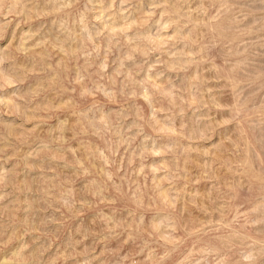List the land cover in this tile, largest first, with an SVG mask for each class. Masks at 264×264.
<instances>
[{
    "label": "rangeland",
    "instance_id": "374dc122",
    "mask_svg": "<svg viewBox=\"0 0 264 264\" xmlns=\"http://www.w3.org/2000/svg\"><path fill=\"white\" fill-rule=\"evenodd\" d=\"M0 264H264V0H0Z\"/></svg>",
    "mask_w": 264,
    "mask_h": 264
},
{
    "label": "clouds",
    "instance_id": "9594fccd",
    "mask_svg": "<svg viewBox=\"0 0 264 264\" xmlns=\"http://www.w3.org/2000/svg\"><path fill=\"white\" fill-rule=\"evenodd\" d=\"M169 131H171V132H173V133L176 132L175 128L169 129ZM165 151H170V149H165ZM154 154H155V155H160L161 153H160L159 151H157V152H155ZM108 180H110V181L112 180V176H111V175H108Z\"/></svg>",
    "mask_w": 264,
    "mask_h": 264
}]
</instances>
